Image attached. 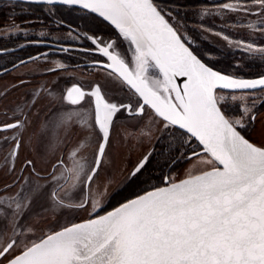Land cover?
Segmentation results:
<instances>
[{"label":"snow or ice","instance_id":"6c2138e0","mask_svg":"<svg viewBox=\"0 0 264 264\" xmlns=\"http://www.w3.org/2000/svg\"><path fill=\"white\" fill-rule=\"evenodd\" d=\"M49 6L56 4L78 6L85 13L98 14L114 25L119 36L129 43L124 52L116 50L115 43H107L92 36L96 49L109 63L101 67L111 69L112 87L127 85L137 96L135 102L116 103L105 98L107 84L96 83L85 91L80 85L67 89L63 99L79 105L86 97L95 99L94 126L98 142L91 162L81 155L89 146L85 140L71 153V167L53 165L51 180L22 185L20 191L8 200L11 218L0 210V232L10 230L9 242L0 243V264H264V129L260 140L253 141L246 131L256 120L257 101L251 106L244 96L230 97L239 101V116H229V97L218 95L217 89H264V75L257 79L237 78L214 70L204 63L192 49L189 37L171 22V11L154 0H36ZM264 15V0H251ZM225 9L248 11L249 7L224 4ZM63 23V21H61ZM44 35V33H41ZM71 35V33H70ZM78 38V37H75ZM227 39V37H224ZM248 52L264 54V48L252 44L241 45ZM62 51H69L62 48ZM88 51V50H85ZM131 53L130 57L128 53ZM23 63V62H22ZM152 72L155 78H150ZM178 77L185 78L182 85ZM33 106L35 101L32 102ZM264 106V101L260 102ZM151 109L159 117L161 136L173 126L183 130L168 145L172 163L192 160L207 155L203 163L210 165L198 174L154 187L133 199H126L112 211L80 223H72L53 230L36 242L25 243L22 237L33 231L20 218L33 201L47 195L57 209L87 210L101 206L100 197L118 196L119 189L108 191L114 183H106L104 191L93 196L86 194L74 203L77 192L90 189L105 163L106 150L111 144L114 116L122 110L129 116L143 118ZM83 121L92 127L85 114L79 111L61 114L54 124L41 126L40 134L55 151L49 133ZM26 121L16 120L0 130L21 128ZM255 131V129H252ZM153 134L150 125L137 124L128 133L130 138ZM198 141L201 152L184 151L192 140ZM20 141L12 156L18 155ZM175 153V155H172ZM150 150L124 177V185L143 180L150 162ZM26 165L31 167L32 160ZM39 176V173H36ZM45 188L51 191L45 193ZM12 205L15 207L12 208Z\"/></svg>","mask_w":264,"mask_h":264},{"label":"flooded vegetation","instance_id":"af4514ba","mask_svg":"<svg viewBox=\"0 0 264 264\" xmlns=\"http://www.w3.org/2000/svg\"><path fill=\"white\" fill-rule=\"evenodd\" d=\"M199 1L204 3V0L203 2L202 0ZM223 1L225 0L219 2ZM154 2L159 4L158 0H154ZM195 3H198V1H195ZM231 17L232 15H229L227 18L230 19ZM222 28L227 33L235 35L231 33L227 26L225 28L222 26ZM41 33H44V35H41ZM89 36L97 40L102 39L105 44H100V47L114 42L117 51L124 52L125 49L129 48V43L119 36L118 30L113 25L94 13H85L77 6L70 7L61 4L49 6L23 0H0V128L14 123L16 120L26 121L21 128L0 130V172L7 176L4 177L7 180L0 183V205L8 206L9 198L20 191L22 185L27 186L28 182L34 185L38 177L50 178L54 171L53 165H58L59 161H63L64 164L58 165L57 170H55L57 174L60 167H71L70 153L77 147V144L73 143L74 141L81 138L84 141L87 140L90 146L81 154L84 156L93 154L98 142V130H95L94 126L95 99L86 97L79 105H71L63 99L68 88L73 85H80L85 91H90V86L93 84H107L108 87H105L103 91L105 98L110 102L134 103L137 99L133 90L127 85L122 87L111 86L112 78L109 77V72L112 70L101 67L97 63L107 64L109 61L98 49L93 50L96 49V45L88 39ZM190 45L206 64L218 68L210 62V58L204 57L191 43ZM62 48H67L69 51H62ZM128 55L130 57L131 53L129 52ZM148 74L154 77L152 72ZM260 75H264V73L256 76ZM257 90L264 89L226 91L252 92ZM33 101H35L34 106ZM259 101H264V96L259 97ZM260 102L256 103L255 115L264 107L260 106ZM59 109H65L67 112L79 111L85 114L88 123L92 127L83 126V121L73 123L67 131L68 134L61 142L54 138L51 139L52 143L56 144L55 151H49L47 144L43 152L42 143L39 141L43 142L44 138L41 136L40 131L37 132L30 125L39 123L42 126L49 123L55 111ZM146 113L143 118H137L129 116L127 112L122 110L114 116V125L119 123L125 128L127 124L124 120L135 118L134 122L136 121V123H133L134 125L131 124V121V123L128 122V124H131L126 127L129 132L137 124L140 128H144L145 125H150L153 128L152 110L146 109ZM230 114L231 111L228 112L229 116ZM249 130L250 125L246 131L249 132ZM182 131L173 126L159 140L154 137V130L150 139L146 136L139 138L127 136V143L133 151L136 150L139 153L141 158L150 150L152 151L150 162L143 173L144 182L135 181L126 186L123 183L114 188L119 189L120 194L118 196L101 197V206L95 209L96 211L91 215L101 214L126 199L174 181L172 180L173 173L182 166L185 160L172 163L168 145L174 138L173 134L178 137ZM39 136L40 139H38ZM248 138L251 139V137ZM35 139L38 142L36 144H34ZM17 140L20 141L18 155L12 156ZM191 149H195L197 152L201 150L198 141L193 139L190 145L185 146L184 151L190 152ZM172 155H175V153H172ZM34 156L38 159L35 160ZM39 157H43V160H45L42 167L40 165L43 162ZM139 159L130 160L131 164L128 162L129 170ZM27 160L33 161L31 167L26 165ZM36 173H39V176ZM99 185L96 192L105 187L106 182ZM17 186L19 187L14 189ZM49 189L51 191V188ZM80 197L78 196V198ZM42 199L43 195L37 197L30 208H36L33 206L41 207ZM82 199L83 197H81ZM90 204L89 201L86 207ZM4 206L0 208H3L2 210L6 213L7 209ZM89 209L91 207H88ZM54 214H56L55 211L52 216ZM7 216L10 218L8 214ZM87 218H90V216ZM74 221L76 222V220ZM51 231L53 230L49 232ZM11 236L7 237L5 235L4 238L0 239V243L9 242Z\"/></svg>","mask_w":264,"mask_h":264},{"label":"rangeland","instance_id":"374dc122","mask_svg":"<svg viewBox=\"0 0 264 264\" xmlns=\"http://www.w3.org/2000/svg\"><path fill=\"white\" fill-rule=\"evenodd\" d=\"M158 1L161 7L165 8L168 11H171L172 16L174 17V19L171 21L173 25L177 26L181 33H184L190 38L189 42L199 52H201L204 57L210 58V62L218 67L214 69L219 70L225 74L234 75L236 77H251L264 73V54L260 52L245 51V48L241 46L252 44L257 49L264 48V15L260 14V9L258 8V6L251 4V0H239L240 5L249 7L248 11H233L231 10V8L225 9L223 7L224 4L236 5L237 0H225L223 2H219L221 0H204V3H200L201 1L199 0ZM195 1H198V3H195ZM229 15H232L230 19L227 18ZM222 26H224V28L225 26H227L229 30H231V33H234L235 35H231L224 31ZM224 37H227V39H225ZM217 94L229 97L228 103L231 107L230 116L235 117L240 115V112L237 111V105L240 102L231 101L230 97L232 95L244 96L245 100L248 101L249 106H251L252 99H255L257 101V104L260 102L259 97L264 96V90H257L252 92H228L223 89H218ZM65 112H67V110L65 109L56 110L49 124H54L57 118ZM134 120L135 118L125 119L124 121H126L127 124H125L126 127L131 124L134 125L133 123H136V121L134 122ZM159 120V117H154V121L152 123V129L154 130L155 138L161 135V132L159 131ZM128 122H130L131 124H128ZM72 125L73 124L69 125L66 128L54 130V134L50 132L48 139L53 140L54 138L61 142L66 134H68L67 131L69 130V127L71 128ZM30 126H33L37 130V132L40 131L41 126L39 125V123H37V125L32 124ZM123 127L124 126L119 123L114 125L111 144L108 153L104 158V166L101 168L99 175L95 177L94 182L90 185V189H84L83 191L77 192V196L73 202H81V197L89 194V192L93 196H95V192L100 186L99 184H105V182L107 183L110 180H113L114 183L112 184V187L108 189L109 192L114 188L122 185L124 182V177L127 175L128 171L131 170H129V167L127 166L129 163L131 164V162L129 161L141 158L139 156V153H137L136 150L133 151L127 143L126 138L129 131L128 128ZM252 129H255V131H252ZM262 129H264V107H262L261 110L257 112L255 123L250 125L249 132L251 134L249 135V137L258 142L261 138L260 132ZM40 138L41 137L39 136L38 139ZM34 142V144L38 143L36 139ZM39 142L42 143L44 152L47 147V143L45 139L43 140V142ZM82 142H84V140L81 138L74 141L73 143H76L78 146ZM86 157L87 160L91 162L93 159V154ZM33 158L35 160L38 159L35 156ZM39 159L43 162L42 165H40L42 167L45 164V160H43V157H39ZM207 159L210 158L207 155H202L199 157H195L192 160H185L182 166L175 173H173L172 180L210 167V165H206L203 163V161ZM4 177L7 176H4L0 172V179H2L0 180V183L7 180ZM50 178L44 179L38 177L35 180L36 182L34 184L39 183L41 185H47L51 180ZM18 187L19 186L14 187V189ZM49 191V188H45V193ZM100 191H104V187L101 188ZM78 196L81 197L78 198ZM99 199H101V197ZM3 206L4 204L0 205V207ZM14 207L15 206L12 205V208ZM33 207L36 208H31L30 212L25 215V217L20 218V222L23 225L33 226V231L31 233H27L25 237H22L25 243L34 242L38 240L41 235H45L50 230L58 229L63 225L73 223L75 222L74 220L77 221L87 218L90 216V214L96 211L93 210L92 204L88 206L91 207V209L89 210L88 207L87 210L76 208L57 209L50 204L47 195H43L41 207ZM4 208L7 209L6 214H8L11 218V210L8 208V206H4ZM54 211L57 215L54 214V216H52V213H54ZM41 229L43 230L40 231ZM5 235L9 237L10 235H12V233L10 230L0 232V239L4 238Z\"/></svg>","mask_w":264,"mask_h":264},{"label":"water","instance_id":"95a60500","mask_svg":"<svg viewBox=\"0 0 264 264\" xmlns=\"http://www.w3.org/2000/svg\"><path fill=\"white\" fill-rule=\"evenodd\" d=\"M23 1H29V2H36V0H23ZM38 3V2H37ZM78 7V6H77ZM96 15H98V14H96ZM102 18V17H101ZM112 25V24H111ZM201 59V58H200ZM202 60V59H201ZM203 61V60H202ZM204 62V61H203ZM205 63V62H204ZM209 66V65H208ZM211 67V66H210ZM214 69V68H213ZM214 70H216V69H214ZM219 71V70H218ZM225 74V73H224ZM150 78H155V77H152V76H149ZM237 78H243V79H257V78H259V76H255V77H237ZM185 78H183V77H178L177 79H176V83L177 84H181L182 85V83H183V80H184ZM218 90V89H217ZM223 90H232V89H223ZM237 90H241V89H237ZM247 90H250V89H247ZM199 152H201V150L199 151ZM210 158V157H209ZM206 169V168H205ZM205 169H202V170H205ZM202 170H200V171H202ZM200 171H196V172H194V173H191V174H198ZM189 175V174H188ZM187 175H185V176H183V177H180V178H178V179H175L174 181H171V182H176V181H178V180H180V179H184L185 177H186ZM164 186H166V184H164V185H161V186H158V187H164ZM151 190H153V188L152 189H150V190H147V191H151ZM146 192V191H145ZM144 193V192H143ZM143 193H141V194H143ZM141 194H139V195H141ZM133 198H135V197H133ZM133 198H130V199H133ZM125 202V201H124ZM123 203V202H122ZM119 205H116L115 207H113V208H111V209H109V210H107V211H105V212H103V213H101L100 215H104L105 213H107V212H109V211H112L114 208H116V207H118ZM86 219H88V218H86ZM82 220H84V219H82ZM82 220H78V221H76V222H73V223H80ZM70 224H72V223H69V224H67V225H70ZM67 225H63L62 227H64V226H67ZM61 228V227H60ZM60 228H58V229H56V230H59ZM39 240V239H38ZM38 240H36V241H38ZM36 241H34V242H36Z\"/></svg>","mask_w":264,"mask_h":264},{"label":"bare ground","instance_id":"6f19581e","mask_svg":"<svg viewBox=\"0 0 264 264\" xmlns=\"http://www.w3.org/2000/svg\"><path fill=\"white\" fill-rule=\"evenodd\" d=\"M113 26H114V25H113ZM114 27H115V26H114ZM30 209H31V208L26 209V210H25V213L23 214V216L27 215V214L30 212ZM23 216H22V217H23Z\"/></svg>","mask_w":264,"mask_h":264}]
</instances>
